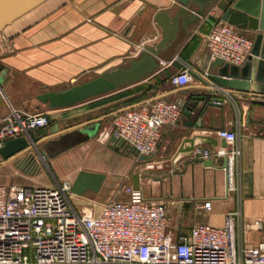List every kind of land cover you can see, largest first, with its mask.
Returning a JSON list of instances; mask_svg holds the SVG:
<instances>
[{
    "label": "crops",
    "instance_id": "crops-1",
    "mask_svg": "<svg viewBox=\"0 0 264 264\" xmlns=\"http://www.w3.org/2000/svg\"><path fill=\"white\" fill-rule=\"evenodd\" d=\"M234 1L216 0L188 28L171 58H159L158 67L148 75L63 107H49L36 95L47 89L69 86L82 77L126 62L139 51L141 44L159 39L161 32L153 18L154 12L158 8L174 9L175 0H43L6 24L0 31V124L11 107L31 112L47 108L39 112L49 114V123L29 131L31 140L41 149L43 143L62 133L80 127L96 128L94 134L79 143L53 156H45L47 163L31 161L25 176L54 185L66 178L72 181L79 169L104 172L105 178L98 190L70 194L74 205L84 209L89 204L94 212L110 197L129 198L124 190L115 193L116 189L133 186L132 173L139 172V192L146 199L165 201L167 231L177 239L180 234H187L195 222L221 224L224 214L238 205V193L228 188L223 156L189 155L178 159L173 166L172 157L182 138L187 136L185 129L189 128L190 133H210L220 139L215 130L234 128L239 118L242 121L239 204L243 222H255L254 226L245 228L244 235L249 244L263 241L264 92L231 89L238 111L226 101L206 105L198 115L194 112L186 115L181 107L178 122L162 126L151 159H139L131 147L122 151V145L115 148L107 144L118 109H138L158 96L179 104L186 98L191 101L193 95L209 88L197 81L174 86L169 77L180 68L176 57L208 72L219 68L211 65L213 58L205 44L206 34ZM240 29L250 37L255 33L248 27ZM257 57H252V78ZM209 91L215 93L212 89ZM83 143L86 145L67 153ZM198 146L212 150L208 143ZM219 147L218 141L215 148ZM105 150L114 151L116 159L106 160ZM203 159H211L212 163L205 164ZM64 162L68 165L63 167ZM42 164L50 170L52 180L45 179ZM205 200H210L209 208L203 206Z\"/></svg>",
    "mask_w": 264,
    "mask_h": 264
},
{
    "label": "built area",
    "instance_id": "built-area-1",
    "mask_svg": "<svg viewBox=\"0 0 264 264\" xmlns=\"http://www.w3.org/2000/svg\"><path fill=\"white\" fill-rule=\"evenodd\" d=\"M205 44L211 58L240 64L250 55L253 40L235 24L217 19ZM176 60L180 68L169 77L172 85L197 81L221 98L217 102L226 101L238 111L231 88L216 83L207 70ZM180 116L181 106L175 100L158 96L141 108L115 111L112 134L137 154H149L156 148L162 126L175 125ZM48 123L46 113L11 107L0 124V147L17 136L33 143L29 131ZM241 127L237 118L234 128L215 130L227 145L214 152L194 148L193 155L227 157L228 188L238 193V205L224 214L221 224L195 222L187 234L174 239L167 231L165 201L146 199L131 185L123 186L129 198L110 199L87 212L72 203L67 178L54 185L0 183V264H264V240L249 244L244 235L255 222H243L239 204ZM203 206L209 208L210 200Z\"/></svg>",
    "mask_w": 264,
    "mask_h": 264
},
{
    "label": "water",
    "instance_id": "water-1",
    "mask_svg": "<svg viewBox=\"0 0 264 264\" xmlns=\"http://www.w3.org/2000/svg\"><path fill=\"white\" fill-rule=\"evenodd\" d=\"M43 0H0V31L17 16L31 9ZM216 0H175L174 9L158 8L153 15L160 27L159 39L145 43L141 49L126 62L103 69L100 73L80 78L76 83L61 88H51L39 92L36 98L49 107H63L75 104L84 99L99 95L127 83L136 81L158 67L160 59L169 60L172 53L178 47L181 38L188 32V28L195 24L201 16L205 15ZM222 19L235 24L239 28H251L255 30L252 35L253 45L251 53L242 65L213 58L211 65H219L215 72L209 71L210 77L219 85L241 90L264 92V0H235L227 7ZM261 46V50L259 49ZM259 56V57H257ZM252 57H257L256 70L252 78ZM199 95H193L191 101L183 100L181 107L183 113L190 115L191 112L199 114L206 105L221 104L220 97L206 88ZM55 126H57L55 124ZM94 126L80 127L62 133L59 137L50 139L42 145L43 156H53L94 134ZM187 136L182 138L173 157L172 164L184 156L194 154V148L203 143L211 145L214 152L219 141L220 146H226L224 138L218 139L210 133H190L185 129ZM124 143V139L113 134L108 139V145L118 148ZM28 145L25 136H17L4 141L0 147V153L4 157L24 149ZM201 156L200 152L195 153ZM152 153L139 154V159H151ZM224 164L227 157L223 156ZM203 163L211 164V159H203ZM105 178V173L87 169H79L71 181V191L82 194L87 190H98ZM133 188L139 189V172L132 173Z\"/></svg>",
    "mask_w": 264,
    "mask_h": 264
},
{
    "label": "rangeland",
    "instance_id": "rangeland-1",
    "mask_svg": "<svg viewBox=\"0 0 264 264\" xmlns=\"http://www.w3.org/2000/svg\"><path fill=\"white\" fill-rule=\"evenodd\" d=\"M43 110H47V108H42V109L38 110V112L43 111ZM98 134H95L96 137L98 136ZM84 145H86V143L79 144L78 146L69 150L67 153H69L71 151H77V149H79L78 148L79 146L82 147ZM127 148L130 149V146L127 143H125V144L123 143L121 150L124 151ZM20 151L12 154L9 157H4L0 154V183L1 182L2 183L13 182V183H22V184H26V185H34V184L42 183V181H40V180L25 176L27 174L25 169L31 161L34 162L35 160H38L44 164L47 163V160L45 157L47 155H45V156L42 155L41 146L39 144H37L36 142H33V143H29L23 150H20ZM103 153L105 155V159L108 161H113L114 159H116L114 151L110 152L108 150H105ZM44 164H42L43 171L45 173L44 177H45V179H51L52 180L53 179L52 174H51L50 170L47 168V166ZM66 165H68V163L64 162L62 166L64 167ZM85 193H88V191ZM115 193H118V194L123 193V186H119L116 189ZM119 198H122V197H110L109 200L110 199H119ZM84 210L89 212L92 210V208H90V205L88 204V206L85 207Z\"/></svg>",
    "mask_w": 264,
    "mask_h": 264
}]
</instances>
